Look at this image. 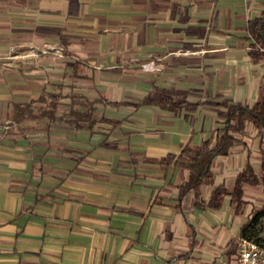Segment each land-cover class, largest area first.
<instances>
[{"label":"crops","instance_id":"0c3cea01","mask_svg":"<svg viewBox=\"0 0 264 264\" xmlns=\"http://www.w3.org/2000/svg\"><path fill=\"white\" fill-rule=\"evenodd\" d=\"M262 2L0 0V264L235 259L262 188L246 187L242 214L228 196L219 209L209 201L248 163L260 170L258 129L215 160L214 184L197 195L183 193L190 172L175 162L215 139L226 106H251L264 90L248 34ZM44 94L60 97L57 119L36 117L47 103L18 117L15 105ZM73 99L95 101L93 127L70 116Z\"/></svg>","mask_w":264,"mask_h":264},{"label":"trees","instance_id":"16d2710c","mask_svg":"<svg viewBox=\"0 0 264 264\" xmlns=\"http://www.w3.org/2000/svg\"><path fill=\"white\" fill-rule=\"evenodd\" d=\"M248 34L252 41L249 47L250 55L256 60L264 57V0L259 16L248 21ZM59 96L54 94H44L37 100L31 101L27 105H15L18 117L33 115L34 105L47 103V108L39 107L42 110L36 115L37 118L48 116L51 120L57 119L56 112L60 104ZM162 107H167L176 111L186 104H179L170 99L161 98L156 101ZM141 103V102H140ZM137 103V106L140 104ZM89 106L87 112H81L77 106ZM95 101L84 100L83 102L72 100L70 116L75 121H87L89 127H93L97 122L93 115L95 112ZM225 121L222 128L215 130V139H207L201 145H186L176 159L175 167L187 169L189 174L188 181L182 186L183 193L194 190L196 195L201 185L205 183L214 184L215 172L213 164L219 156H228L238 142H242L247 135V128L253 125L259 131V136L264 141V90L258 100L251 106L230 105L226 106ZM107 119H103V121ZM109 121V120H107ZM117 124L115 121H111ZM162 165L168 167L171 163L170 157L161 161ZM264 152L261 156V166L259 171H255L251 164H247L244 171L237 176L233 189L229 190L224 186H216L213 190L209 206L213 209L221 208L224 199L231 198L230 203L235 207L237 213H243L249 201L246 199V187L262 188L264 193ZM264 217V200L258 208H253L248 216L246 223L242 227V236L253 239L248 232L252 226L256 225ZM255 240V239H253ZM257 241V240H256ZM260 242V241H257Z\"/></svg>","mask_w":264,"mask_h":264},{"label":"built area","instance_id":"2783aa9c","mask_svg":"<svg viewBox=\"0 0 264 264\" xmlns=\"http://www.w3.org/2000/svg\"><path fill=\"white\" fill-rule=\"evenodd\" d=\"M154 68L151 63L144 64L145 70L152 71ZM225 264H264V243L242 236L238 242L235 259Z\"/></svg>","mask_w":264,"mask_h":264},{"label":"rangeland","instance_id":"374dc122","mask_svg":"<svg viewBox=\"0 0 264 264\" xmlns=\"http://www.w3.org/2000/svg\"><path fill=\"white\" fill-rule=\"evenodd\" d=\"M143 69H144V67H143ZM148 71H150V70H148ZM263 186H264V183H263ZM260 196H262V195H260ZM244 220H246V219H244ZM238 221L240 223H242L243 218H240ZM248 234L251 238L264 243V217H262L256 225L252 226V228L249 230Z\"/></svg>","mask_w":264,"mask_h":264}]
</instances>
